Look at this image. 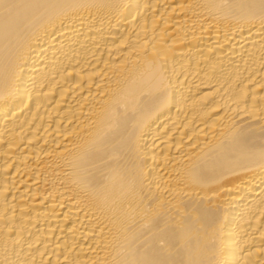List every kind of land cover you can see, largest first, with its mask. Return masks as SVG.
<instances>
[{"label": "bare ground", "instance_id": "1", "mask_svg": "<svg viewBox=\"0 0 264 264\" xmlns=\"http://www.w3.org/2000/svg\"><path fill=\"white\" fill-rule=\"evenodd\" d=\"M0 264H264V0H0Z\"/></svg>", "mask_w": 264, "mask_h": 264}]
</instances>
